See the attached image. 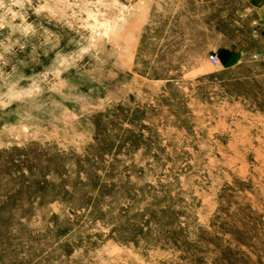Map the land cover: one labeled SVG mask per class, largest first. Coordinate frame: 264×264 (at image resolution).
Instances as JSON below:
<instances>
[{
	"label": "rangeland",
	"instance_id": "rangeland-1",
	"mask_svg": "<svg viewBox=\"0 0 264 264\" xmlns=\"http://www.w3.org/2000/svg\"><path fill=\"white\" fill-rule=\"evenodd\" d=\"M247 9L0 0V264H264Z\"/></svg>",
	"mask_w": 264,
	"mask_h": 264
},
{
	"label": "crops",
	"instance_id": "crops-1",
	"mask_svg": "<svg viewBox=\"0 0 264 264\" xmlns=\"http://www.w3.org/2000/svg\"><path fill=\"white\" fill-rule=\"evenodd\" d=\"M248 2V12L244 16L251 15L256 19L259 25V40L261 49L259 52L264 51V0H246Z\"/></svg>",
	"mask_w": 264,
	"mask_h": 264
},
{
	"label": "built area",
	"instance_id": "built-area-1",
	"mask_svg": "<svg viewBox=\"0 0 264 264\" xmlns=\"http://www.w3.org/2000/svg\"><path fill=\"white\" fill-rule=\"evenodd\" d=\"M253 58H254V59H259V60H264V53L254 54V55H253ZM209 60H210L212 63H216V57H215V55H210V56H209Z\"/></svg>",
	"mask_w": 264,
	"mask_h": 264
}]
</instances>
